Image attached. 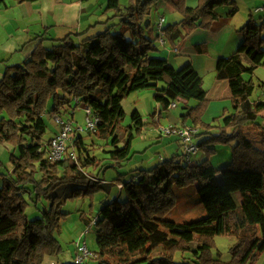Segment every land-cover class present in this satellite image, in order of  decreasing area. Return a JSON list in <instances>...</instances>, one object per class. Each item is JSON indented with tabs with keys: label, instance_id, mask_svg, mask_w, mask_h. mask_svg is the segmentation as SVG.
<instances>
[{
	"label": "trees",
	"instance_id": "trees-1",
	"mask_svg": "<svg viewBox=\"0 0 264 264\" xmlns=\"http://www.w3.org/2000/svg\"><path fill=\"white\" fill-rule=\"evenodd\" d=\"M158 1L127 0L121 6L120 0H107L104 13L111 15L93 25H104L101 31L86 35L88 28L52 41L45 28L22 62L5 65L0 77V143L10 144L12 152L0 185V264H41L45 255H56L60 244L54 232L68 214L62 211L65 201L109 193L116 184L118 195L123 192L125 198L109 200L92 218L97 248L95 258L84 264H253L264 250V148L255 147L240 130L264 117V99L252 98L256 86L264 88V82L253 81L256 66L264 62V17L256 21L250 16L240 29L239 47L216 61V77L229 84L231 108L213 119L217 124H210L202 120L209 101L193 65L174 67L154 55L157 36L150 38L149 23L142 22ZM162 1L181 16L162 28L171 44L197 27L209 29L221 16L218 8L228 7L227 16L238 12L235 0H197L190 12L186 0ZM158 82L163 88L154 99L164 109L183 102L181 117L199 125L196 141L205 158L185 162L175 155L140 168L129 180L120 175L105 181L93 170L103 169L105 159L112 167H122L130 158L134 132L145 125L134 109L119 145L116 131L125 118L124 98ZM191 99L197 101L195 106L189 105ZM80 103L98 116L94 134L109 144L102 150L107 156L89 151L75 138L76 160L49 162L39 150L47 130L44 115L64 113ZM219 144L230 146L231 158L216 167L210 157ZM193 184L205 214L192 220L167 219L178 203L173 188ZM67 185L73 187L62 189L63 197L56 194ZM29 200L40 212L33 219L26 213ZM218 235L236 238L229 261L212 253Z\"/></svg>",
	"mask_w": 264,
	"mask_h": 264
},
{
	"label": "crops",
	"instance_id": "crops-1",
	"mask_svg": "<svg viewBox=\"0 0 264 264\" xmlns=\"http://www.w3.org/2000/svg\"><path fill=\"white\" fill-rule=\"evenodd\" d=\"M106 3L107 0H36L33 2H20L19 0L0 1V63L3 64V70L5 60L9 63L10 59L14 57L13 62H17L10 64L20 63V59H24V57L27 56L37 44L39 39H35L36 35L40 34L45 28H47L45 36L52 41L60 39L68 33L81 32L90 28L86 34L90 35L98 28H103V25L100 23L94 27L93 25L97 22L104 21L108 14H110L104 13ZM196 3L197 0H192L191 5L188 6L186 4L187 10L190 12L195 7ZM236 3L239 5L237 1ZM257 5L255 9L258 7H264V0H260ZM165 7L167 11L174 12L168 5ZM228 9V7L218 8L217 11H219L221 16L213 22L209 29H201L197 27L184 39H177L172 44L166 42L163 46L158 45L157 51L154 52V55L165 58L170 65L174 67H181L185 63H191L194 69L202 77L204 86L205 81L207 82L205 90L209 104L206 113L202 117V120L206 123L211 122L210 118H212V116L216 115L214 117H217L222 114H219L221 106L222 108H231V91L229 84L227 79H219L216 77V61L220 57L231 55L239 47L243 40V33L240 29L250 16L256 21L262 19L260 16L259 18L256 17L255 13L258 12H256L255 9L253 11L252 9H248V11L241 17L236 16L238 12L233 16H227ZM263 12L264 11H262V13ZM180 19L181 16L179 15L178 20ZM148 33L150 38H156L157 36L156 32L152 33L148 30ZM43 44L45 46L50 45L48 41H44ZM205 45L206 49L204 47ZM173 46L174 48H172ZM179 56L187 57L179 59ZM177 59L180 60V63H178ZM244 59L245 58H243L244 63L249 64V61H245ZM262 64H264V62L258 64L256 68ZM162 88L163 85L159 86V84H157L155 88L142 89L131 93H138L135 94V101L133 100V102H136L134 103V109H137L140 112L145 122L146 119L144 117H147L151 112L150 115L151 118H153L151 123H154L157 127L160 124L163 115H166L167 117L170 109H174L175 107H179L180 104H183V102L175 101L173 107L168 106L164 109L162 105L154 99V94L160 92ZM148 90L153 91V93L149 94L148 92H145L146 94H144L143 99L139 101V95L142 93L140 91ZM258 96L259 95H257L256 98H258ZM256 98H253V100ZM187 121L188 120L182 119L181 122L186 123ZM152 132L159 137L160 141L165 139L170 143V146H174L173 153L170 157L175 155L182 156V146L178 138L175 136H163L159 133L158 128L155 130L153 129ZM247 138L255 147L260 149L264 148V143H254L252 139L249 137ZM223 147L225 155L221 156L223 159L219 158V160L225 161L219 162H226L231 158L230 146L225 145ZM218 151L220 152V150H217L216 148V153ZM170 157L160 156L155 162L158 163ZM156 163L152 164L154 165ZM134 175L135 174H133L132 177ZM102 176L104 179V175ZM104 180L106 181V179ZM116 187L119 188V185L116 184L114 188ZM188 201V199H181L180 203H187ZM187 211L189 212L190 208L187 209Z\"/></svg>",
	"mask_w": 264,
	"mask_h": 264
},
{
	"label": "rangeland",
	"instance_id": "rangeland-1",
	"mask_svg": "<svg viewBox=\"0 0 264 264\" xmlns=\"http://www.w3.org/2000/svg\"><path fill=\"white\" fill-rule=\"evenodd\" d=\"M239 5L238 6V13L236 14L237 17H241L243 14H245L248 9H252V11L255 9L257 3H259L260 0H236ZM192 0H186V4L189 6L191 5ZM121 6L127 5V0H120ZM186 5V6H187ZM166 3L162 0L158 1L155 5L152 6L151 13L147 18H145L144 22H142V26H145L147 23H149L148 30L152 33L156 32V20L159 16H164L165 18V25L167 23H175L178 22L179 14L176 12H171L166 10ZM258 6V5H257ZM260 6V5H259ZM256 17H264V12H258L255 13ZM108 15H111L108 14ZM176 22V23H177ZM104 27V25L102 26ZM103 28H98L96 31H101ZM95 31V32H96ZM147 34L148 31H147ZM186 38V37H185ZM166 39V37H165ZM166 42H168L166 40ZM170 43V42H168ZM156 46L159 45L158 41L155 40ZM160 46V45H159ZM174 47V46H173ZM172 47V48H173ZM206 49V45L204 46ZM187 56H179V59H182ZM245 58V57H244ZM177 59L178 63H180V60ZM245 61L247 58L244 59ZM14 57L10 59V62L8 63L6 60L4 62L5 65H8L10 63H16L13 62ZM23 59H20V62H22ZM19 62V61H18ZM180 67V66H179ZM3 71V64L0 63V77L2 75ZM253 81L255 84L264 82V64L259 65L255 69V73L253 76ZM159 86L163 85L162 82H158ZM207 85V82L205 81V86ZM204 83L203 87L205 88ZM264 89V88H262ZM261 88L256 86L252 98H256L257 95L261 93ZM142 92L139 95V101L143 99L145 92L153 93V91H140ZM135 94H129L126 98L123 100V109L125 111V118L121 122V127L116 131L118 134L121 142L119 143L120 146L123 145L124 140L127 136V126L132 124L130 115L132 111L134 110L135 106L133 100L135 99ZM257 99V98H256ZM135 101V100H134ZM197 104V101L194 99H191L189 101L190 106H195ZM83 104H79L77 108L74 109L73 114V125L74 126H82L84 124V116H85V109L82 106ZM208 108V107H207ZM230 109V108H229ZM228 108H222L219 111V114L223 111L229 110ZM184 109L182 108V105L180 104L179 107H175L174 109H170L168 112V116L163 115L160 120V126L166 127L169 124L172 126H178L182 124V119H185L184 116L180 117L181 114L184 112ZM205 112L202 114L203 115ZM151 112L148 114L147 117H144L146 119L145 125L143 128L138 132L135 133L131 140V148H130V158L124 163L122 167H112L109 164L111 163L110 160H102V163H104L105 167L102 169V167H98L93 170L94 174H98L99 177H103L106 179V181L111 182L114 180L117 176H120V178L123 181L131 179L132 175L136 173L140 168H150L153 164L156 163L155 161L158 160L160 156L170 157L173 153L174 146H170V143H168L165 139L160 141L159 137L152 132V130L156 129L157 126L154 125L151 118ZM180 114V116H179ZM217 114V115H219ZM216 116V115H214ZM212 116L210 124H217V121H213L214 117ZM214 117V118H213ZM219 117V116H217ZM44 119L46 122V133L44 135V139H48L51 137L54 133H56L59 129V125L56 124L54 118L52 117V114L46 113L44 115ZM186 123L188 125H196L199 127L198 124L193 123L190 119ZM149 122V123H148ZM256 123L259 124H246L242 126L240 129L243 135L246 137H249L252 139L254 143H264V117H259L256 120ZM263 126V127H262ZM156 127V128H155ZM246 127V128H245ZM126 131V132H125ZM157 133V132H156ZM246 137V138H247ZM78 138L80 142H82L89 151L101 156L106 157L107 154L103 153L102 150L109 148V144L106 142L104 143L102 140L97 139L95 137L94 133H90L87 131H82L81 134H75L73 135V139ZM248 139V138H247ZM225 145L219 144L215 145L218 151L216 154L212 155L210 157L212 163L214 166L219 167L221 165L226 164V162H219V161H225V160H219L223 159L221 156H224V147ZM12 152V147L10 144H2L0 143V185L2 183V176L3 174H6L8 170L11 167L9 156ZM205 158V153L201 152L199 150L198 154L196 156H193V161H199ZM152 164V165H151ZM103 171V172H102ZM103 173V174H102ZM105 173V174H104ZM115 186V185H114ZM113 188L111 189V192L106 193L103 191L97 192L93 194L92 197H80L77 199H67L65 203L62 206V211L67 212V216L65 219L61 220V228L59 232H54L56 239L58 240L60 244V249L58 250L56 255H45L43 260L41 261V264H73L75 263L74 257H75V242L78 239L80 235L83 234V240H85L87 247L90 250H96V226L95 225H87L83 217L86 219H91L98 215V210L101 207V205L107 203L109 200L113 199L114 197L119 196L120 199H124V193L122 192L121 195H118L119 188ZM73 186L67 185L59 188L56 192V194H59L61 197H63L60 194V191L64 188H68L70 190ZM174 193L176 200L178 201L175 208H173L167 215V219L175 220V221H183V220H192L202 217L204 213V209L202 208L199 196L196 194V186L189 185L186 187H174ZM181 199H188L189 201L187 203H180ZM45 203V201H44ZM42 202H39V209L42 208ZM190 208V211L188 212L187 209ZM34 206V203L32 200H29V204L26 207V213L28 214L30 219H33L37 216H39L40 212H38ZM203 212V215H201ZM82 217V218H81ZM88 229L86 232L85 230ZM213 242L215 244L214 248L212 249L213 255L218 254L222 261L226 262L230 260L231 253L230 248L236 243V238L234 236H215L213 238ZM253 264H264V250L259 254L258 258L253 262Z\"/></svg>",
	"mask_w": 264,
	"mask_h": 264
},
{
	"label": "built area",
	"instance_id": "built-area-1",
	"mask_svg": "<svg viewBox=\"0 0 264 264\" xmlns=\"http://www.w3.org/2000/svg\"><path fill=\"white\" fill-rule=\"evenodd\" d=\"M256 12L264 11V7H258L255 9ZM165 25L164 16L157 18L156 34L160 46L166 43L163 26ZM174 48V47H173ZM261 99H264V89L259 94ZM175 102H171L169 107H173ZM76 108V107H75ZM70 108L64 113L54 114V118L59 129L48 139H43L39 150L44 152L47 160L51 163L64 160L70 157L76 160V152L74 147L73 135L81 134L82 131L94 133L99 122V118L94 112L87 106H83L85 109L84 124L82 126H74L72 123L74 109ZM158 131L163 136H175L179 139L182 146V159L185 162L193 161V156H196L199 152V146L197 143V134L200 132V127L196 125H188L183 122L181 125L166 127L158 125ZM120 187V186H119ZM95 221L92 219L89 225H94ZM88 229L85 230V232ZM95 258L94 251L87 247L85 240H83V234L78 237L75 242V257L74 261L77 264H84L88 260Z\"/></svg>",
	"mask_w": 264,
	"mask_h": 264
}]
</instances>
